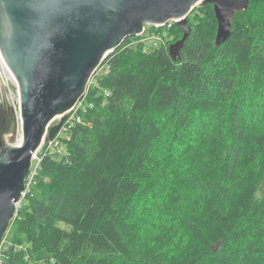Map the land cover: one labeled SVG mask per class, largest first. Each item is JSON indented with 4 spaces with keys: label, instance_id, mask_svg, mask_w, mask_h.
<instances>
[{
    "label": "trees",
    "instance_id": "trees-1",
    "mask_svg": "<svg viewBox=\"0 0 264 264\" xmlns=\"http://www.w3.org/2000/svg\"><path fill=\"white\" fill-rule=\"evenodd\" d=\"M248 1L219 47L206 4L175 61L138 37L105 57L93 107L33 162L2 264H264V0Z\"/></svg>",
    "mask_w": 264,
    "mask_h": 264
},
{
    "label": "water",
    "instance_id": "water-1",
    "mask_svg": "<svg viewBox=\"0 0 264 264\" xmlns=\"http://www.w3.org/2000/svg\"><path fill=\"white\" fill-rule=\"evenodd\" d=\"M206 4L213 6L219 47L248 0H0V57L18 90L14 105L0 85V247L37 151L85 95L104 58L146 25L172 22L183 31L168 48L175 61L190 34L186 17Z\"/></svg>",
    "mask_w": 264,
    "mask_h": 264
},
{
    "label": "built area",
    "instance_id": "built-area-1",
    "mask_svg": "<svg viewBox=\"0 0 264 264\" xmlns=\"http://www.w3.org/2000/svg\"><path fill=\"white\" fill-rule=\"evenodd\" d=\"M172 24H173L172 22H169L164 26H167V29H169ZM161 27H163V26H161ZM137 37L139 38V42L143 43L144 51L149 49L151 46L155 47L157 49H161V48L168 49L167 48L168 47L167 43L169 42L168 31H165L163 33H155L152 35H147V31L145 29ZM104 69H105V67L99 66L97 68V70L95 71L93 78L99 72H101L100 74H102V72L106 70V69L105 70ZM98 76L99 75H97V77ZM2 82L8 90V94L12 100V103L14 105H18V90H17L15 80L12 77V75L9 72L6 65L4 64L3 60L0 57V85L3 86ZM85 96H86V93L68 112L65 113L64 121H63L60 129L58 130V132L54 136V138L52 140H47V141H44L42 143V145L45 142L48 143V144L46 143L47 146L45 147V149L42 150L43 154H46L45 152H47V153L52 152L54 148H56V149L58 148L60 151L62 149L63 142L69 140V138H70L69 134H70V131L72 130V128L75 126L76 123H81L82 122V116L85 113H87L93 107L92 103L88 102ZM59 120H60V117L55 120L54 124H57L59 122ZM42 145H41V147H42ZM40 148L37 151V153L33 159V162L34 161H40V158L38 157V154L40 153ZM33 162H32V166L29 170V173L26 177L25 191L22 194V198L26 194V192H28L30 190V188H32V186L35 184L34 176L36 175V169L33 166ZM0 264H2L1 257H0Z\"/></svg>",
    "mask_w": 264,
    "mask_h": 264
},
{
    "label": "rangeland",
    "instance_id": "rangeland-1",
    "mask_svg": "<svg viewBox=\"0 0 264 264\" xmlns=\"http://www.w3.org/2000/svg\"><path fill=\"white\" fill-rule=\"evenodd\" d=\"M164 25H166V24H164ZM164 25H163V27H166V26H164ZM149 27H151V26H150V25H146V26H145V28L148 29V30H147V35L155 34V32L151 33V32L149 31V29H150ZM152 27H154L155 30L157 31L158 28H160L161 26H152ZM215 34H216V31H215ZM214 39H215V38H214ZM174 43H175V42H174ZM168 44H169V42L167 43V45H168ZM167 48H168V47H167ZM100 73H101V72H99V73L97 74V75H99L98 77L101 76ZM102 74H103V72H102ZM97 75H96L93 79H95V78L97 77ZM11 86H12V85H11ZM11 86H10V87H11ZM6 89H7V88H6ZM19 138H20V133H18L17 136L15 137V141H14V142H16V144L19 143ZM46 143H47V142H45V143L42 145V147L40 148V151L43 150V149H45V147H46L47 144H48V143H47V144H46ZM63 143H64V142H63ZM60 147H61V146H60ZM62 147H63V145H62ZM27 193H28V192H26V194H27ZM26 194H25V195H26ZM25 195H24V196H25ZM24 196H23V197H24ZM22 199H23V198H22ZM0 257H1V255H0Z\"/></svg>",
    "mask_w": 264,
    "mask_h": 264
},
{
    "label": "bare ground",
    "instance_id": "bare-ground-1",
    "mask_svg": "<svg viewBox=\"0 0 264 264\" xmlns=\"http://www.w3.org/2000/svg\"><path fill=\"white\" fill-rule=\"evenodd\" d=\"M196 8V7H195ZM152 27V26H151ZM35 167V166H34ZM37 174V173H36Z\"/></svg>",
    "mask_w": 264,
    "mask_h": 264
}]
</instances>
